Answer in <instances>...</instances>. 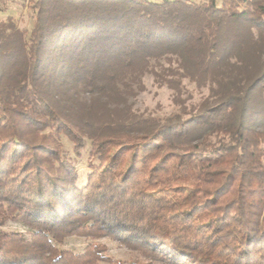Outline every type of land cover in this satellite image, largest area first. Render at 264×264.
<instances>
[{"label": "trees", "instance_id": "16d2710c", "mask_svg": "<svg viewBox=\"0 0 264 264\" xmlns=\"http://www.w3.org/2000/svg\"><path fill=\"white\" fill-rule=\"evenodd\" d=\"M30 2L29 32L0 22V264H124L106 237L136 262L264 264V128L249 121L264 115V69L243 80L264 0ZM146 73L210 84L214 101L137 115L127 101ZM62 135L77 156L91 140L85 184ZM72 236L92 241L58 246Z\"/></svg>", "mask_w": 264, "mask_h": 264}, {"label": "rangeland", "instance_id": "374dc122", "mask_svg": "<svg viewBox=\"0 0 264 264\" xmlns=\"http://www.w3.org/2000/svg\"><path fill=\"white\" fill-rule=\"evenodd\" d=\"M193 1L199 2L202 0ZM32 3L33 2H30V0H0V22L8 21V18L12 17L21 30L29 32L35 22V9L34 6L32 7ZM252 31L253 34L250 35V40L254 42V46L251 45L248 50H243L244 52H258V56L254 58L250 57V61L255 62V64L253 63L255 66L252 65L254 70H250L248 75L247 73H245L246 75L244 74L243 80L246 82L255 78V76L259 75L264 69V28L261 30V28L253 27ZM251 52L247 53L248 57L251 56ZM232 61L240 62L237 57H233ZM167 66L168 62L164 60V67ZM157 69L163 72L161 66H157ZM143 83L144 88L131 95L127 101V106L130 110L140 116H156L165 119L177 113L182 118H187L191 113L198 111L200 107L214 101L211 95L210 84H198L188 77L183 78L182 86H180L181 88L179 90L171 87L167 82L157 80L154 73H146L143 77ZM252 102L254 103V101ZM249 121L259 128H264V115L250 113ZM56 140V142L61 145L64 152L68 154L72 163H74L75 169L79 174L78 183L85 184L87 181V174L91 171V167L88 165V157L92 145L91 140L88 138L85 139V148L79 156L76 155L73 144L68 138L62 135L56 137ZM2 163L4 169L8 167L6 163ZM2 173L3 170H0V176ZM21 178L29 184V177H27L25 173L21 174ZM106 187L107 191H110L114 188V185L109 183ZM21 189L22 188H20V190ZM24 189L25 188H23V190ZM102 189L106 190L105 187H102ZM105 197H108V195ZM2 229L4 231H22L27 233V228L22 223L11 220L6 222V224L2 226ZM91 241V239L72 236L67 238L63 243H59L58 246L61 249L82 252ZM100 241L107 245L108 255L115 259L122 260L124 264H148L145 260L136 262L137 253L129 250L119 242L107 237L100 239Z\"/></svg>", "mask_w": 264, "mask_h": 264}]
</instances>
